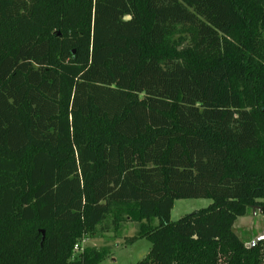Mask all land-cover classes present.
Here are the masks:
<instances>
[{"label": "trees", "instance_id": "1", "mask_svg": "<svg viewBox=\"0 0 264 264\" xmlns=\"http://www.w3.org/2000/svg\"><path fill=\"white\" fill-rule=\"evenodd\" d=\"M253 206L264 0H0V264H97L75 244L126 221L134 264H264Z\"/></svg>", "mask_w": 264, "mask_h": 264}, {"label": "rangeland", "instance_id": "2", "mask_svg": "<svg viewBox=\"0 0 264 264\" xmlns=\"http://www.w3.org/2000/svg\"><path fill=\"white\" fill-rule=\"evenodd\" d=\"M211 203L210 198L177 199L171 212V219L178 220L186 214L209 206ZM155 222L158 220L156 219ZM111 228L112 230L109 232L99 230L95 235H86L79 241L83 250L86 247H92L107 251L106 257L97 264H134L148 254L151 242L147 238L132 240L140 229L138 222L126 221L118 228ZM234 229L243 240L247 239L252 242L264 231V213L258 209L255 212L253 208H248L245 215L237 218ZM78 253L80 252H74V255Z\"/></svg>", "mask_w": 264, "mask_h": 264}, {"label": "water", "instance_id": "3", "mask_svg": "<svg viewBox=\"0 0 264 264\" xmlns=\"http://www.w3.org/2000/svg\"><path fill=\"white\" fill-rule=\"evenodd\" d=\"M258 208L263 213L262 207H260V206H253V209H254L255 212H256V209H258ZM263 240H264V231H263V233H261L260 235H258L257 237H255V239L250 243V245L254 246V245H256L257 243H259V242H261Z\"/></svg>", "mask_w": 264, "mask_h": 264}, {"label": "built area", "instance_id": "4", "mask_svg": "<svg viewBox=\"0 0 264 264\" xmlns=\"http://www.w3.org/2000/svg\"><path fill=\"white\" fill-rule=\"evenodd\" d=\"M82 251H83V248L81 247L80 242L76 243L74 246V252H82Z\"/></svg>", "mask_w": 264, "mask_h": 264}, {"label": "crops", "instance_id": "5", "mask_svg": "<svg viewBox=\"0 0 264 264\" xmlns=\"http://www.w3.org/2000/svg\"><path fill=\"white\" fill-rule=\"evenodd\" d=\"M252 239V238H251ZM254 239V238H253ZM246 243H250L251 241L250 240H247V239H245L244 240Z\"/></svg>", "mask_w": 264, "mask_h": 264}]
</instances>
